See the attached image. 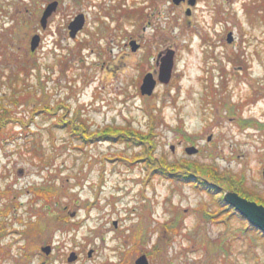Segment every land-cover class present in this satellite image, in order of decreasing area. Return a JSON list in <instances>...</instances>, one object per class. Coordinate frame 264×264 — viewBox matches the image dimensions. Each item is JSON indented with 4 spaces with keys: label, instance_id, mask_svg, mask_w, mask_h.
I'll use <instances>...</instances> for the list:
<instances>
[{
    "label": "rangeland",
    "instance_id": "rangeland-1",
    "mask_svg": "<svg viewBox=\"0 0 264 264\" xmlns=\"http://www.w3.org/2000/svg\"><path fill=\"white\" fill-rule=\"evenodd\" d=\"M254 1L158 0L151 23H131L121 8L108 31L98 26L92 3L80 40L67 32L82 8L72 0L43 29L42 0H31L29 10V0H18L0 11V104L11 115L0 139V186L10 190L11 205L0 231V248L7 250L0 264H120L152 246L153 264H264V238L246 233L248 222L225 209L221 194L193 180V171L205 172L209 184L238 194L264 181V17L255 11L249 18L246 7ZM136 32L146 47L129 53L125 43ZM34 34L40 41L31 51ZM168 50L170 81L157 80L153 93L142 95L143 75L157 78L158 54ZM22 63L30 65L22 76L30 99L14 107L7 82ZM39 102L64 107L45 117L34 113ZM64 112L65 119H84L89 132L114 126L152 133L155 160L191 178L175 181L150 174L142 161H121L143 146L77 141L53 124ZM33 139L40 151L31 148ZM190 145L198 151L189 155ZM45 182L55 195L34 200L32 187ZM71 252L79 259L69 262Z\"/></svg>",
    "mask_w": 264,
    "mask_h": 264
},
{
    "label": "trees",
    "instance_id": "trees-1",
    "mask_svg": "<svg viewBox=\"0 0 264 264\" xmlns=\"http://www.w3.org/2000/svg\"><path fill=\"white\" fill-rule=\"evenodd\" d=\"M253 3H254L253 5H248V8L246 7V12L249 18H252L251 16L254 15L253 13H255V11H259L263 13L262 17H264V0H256V2L254 1ZM20 65H22V67L20 66V69L17 71V73L10 75L12 78L8 75L10 77V79L8 78L9 80L7 82L8 87L10 89L9 90L10 91L9 92V102L13 104L14 107L24 104L26 103V101L30 99V97L24 96V94L25 93L27 94L28 91L26 92L27 87L25 85V83L27 82L22 77L23 74L26 76L28 75L27 69L29 68L30 65H28V63H25V64L22 63ZM34 67L37 68L38 64H34ZM28 94H30V92H28ZM31 95L33 96V98L34 97L36 98L37 93L33 90L31 92ZM39 104L41 106L37 105L36 107H38V109L34 110V113L36 114L43 113L45 117L54 116L55 114H57L58 110L64 107L63 105H59V104L56 106H50V104L48 103L46 104L45 102H39ZM64 116H66V112L59 114L57 117L55 116L57 121L53 122V124L58 127L66 128L69 131L70 136L77 138L78 139L77 141H81L87 144L94 138V139H98L104 142L117 141L120 143H125L126 145L131 144V147H134L137 145L143 146L142 151L139 154L135 155L134 158H132V160L128 158H124V159L120 158L121 161H124L131 165L135 164V162L142 161L143 164L147 168L149 167L151 169L150 174L165 175L166 173L169 175L168 177H172L173 180L175 181H179V180L181 181L185 179L188 180L191 178L192 174L185 178L182 174H178L176 171L174 172V170H172L170 167L165 166L164 165L165 161L162 160L160 163L155 160V158L152 155H153V151L156 149V144L155 142H153L152 133L151 134L150 133L141 134L136 131L128 130L126 128L114 127V126H105L98 132L96 131L89 132L88 123L85 122L84 119L82 118L78 119L79 116L77 117L74 116L69 119H65ZM10 117L11 115L9 113L8 107L5 104L4 105L0 104V139H1L2 129L6 124L9 123ZM31 143H32L31 148L35 149L33 151H40V149L42 148L41 146H39L40 144H38L37 139L31 140ZM199 169L200 167H197V170ZM210 172L214 174L213 171H210ZM231 178L239 180L237 176H234V177L231 176ZM193 180L195 181L194 183H198L195 185L199 188H205L211 191L215 190L211 187L210 188L208 187L209 178L207 176V173L205 172L193 171ZM217 184H215L217 187H222L220 185L221 183L218 182ZM32 190H33V193L35 194L34 200L36 197H42L44 199H49L56 193L54 192L55 190L54 186L52 184H47V182H45L42 185H37V186L32 187ZM9 196H10V190L5 189L0 186V231H5V228H6L5 225L8 222L7 217H8L9 212L11 211V205L8 202L9 200H7ZM246 224H247L246 228L244 229L246 230L245 231L246 233L253 230L259 233L261 237L264 238V234H262L257 228H254L249 223H246ZM133 247L134 248L137 247V244L135 242H133ZM6 252L7 250L0 248V254L3 255ZM119 263L123 264V262H119Z\"/></svg>",
    "mask_w": 264,
    "mask_h": 264
},
{
    "label": "flooded vegetation",
    "instance_id": "flooded-vegetation-1",
    "mask_svg": "<svg viewBox=\"0 0 264 264\" xmlns=\"http://www.w3.org/2000/svg\"><path fill=\"white\" fill-rule=\"evenodd\" d=\"M18 0H7L6 2L4 1L3 5H0V11H3V8L6 7V6H9V4H12V5H16V2ZM53 1H56L57 2V5H56V9L52 12V14L47 18V21L46 23H48L50 17H52V15H54V13L58 10V8H60V5H62L65 1H71V0H42V4H41V8L38 7L39 9V12H40V16L38 18V21H39V24H40V19H41V15L43 13V10L46 8V6L53 2ZM78 7H82V8H79L76 13L74 15H72V18L69 20V22L74 18L75 15L77 14H82L84 16V24H83V27L81 28V30L78 31L77 35H78V40L81 39L82 36H84L86 34V31H87V22H88V18H87V7L88 6L89 8H91V6L93 4L94 5V8L97 7L98 8V14H99V19H98V26L100 28H102V31H104L105 29L110 30V20H112L111 18V15L115 14V13H119V9L121 8H124L122 11L123 12V15H125V18H128L129 21L132 23V21L136 22L135 24H138L139 23H151V18L152 20L154 19L153 15H155V11L154 9L156 8V3L158 0H72ZM118 1L122 4H119L117 6H119L117 8V6L115 5V2ZM3 2V1H2ZM36 3V2H35ZM93 3V4H92ZM30 6H31V0H29L28 2V5H27V9L29 10L30 9ZM85 10H84V9ZM125 8L127 10H125ZM96 9V8H95ZM115 14L117 15V18L118 16H121V14ZM97 14V13H96ZM114 15V16H115ZM121 19V18H120ZM106 20L108 22H106ZM117 20V19H116ZM104 21V22H102ZM69 22L67 24H69ZM104 23H107L106 26H103ZM40 27L43 29V27L41 26L40 24ZM68 27V25L66 26ZM45 28V27H44ZM142 30H145V27L143 26V28H141ZM67 32H68V28H67ZM98 33V29H97V32ZM108 33V32H107ZM76 35V36H77ZM81 37H80V36ZM89 37V35H87ZM143 36L141 33H138L136 32V34L134 36H130L127 40V42L125 43L126 44V47L129 49V53H136V52H139L140 50L143 51V49L146 47L145 46V39H142ZM84 37H83V40H81L82 42H86L84 41ZM130 41H135V43L137 44V48L136 50H132L129 42ZM159 56L160 54H158V59L156 60L157 63H159ZM147 72H151V71H147ZM146 72V73H147ZM153 74V72H151ZM211 138H208V141L210 140ZM264 169V167L262 168ZM262 176L264 178V175H263V172H262ZM263 182V183H262ZM254 185H256L257 187L255 189H253L252 187H244L245 189L243 191H240V188L238 189L239 194L241 196H243L244 198H247V199H250V200H253L255 201L256 203H260L262 205H264V181H258V183H254ZM209 186L215 190H212V192H214L215 194H221V197H220V202L224 204L225 206V209L227 211H229L230 209V214L233 215V216H236L237 219L239 218L240 220H242L243 222L244 221H247L239 212H237L234 207H232L231 205H229V203H227V201L225 200L224 198V194H225V191H228V188L221 191V189H218V187L215 185V183L211 182L209 184ZM229 212L225 213V215L229 216L230 215ZM50 247V245H48ZM153 247H151V249L146 250L144 252H141L139 255L141 254H145L146 257H147V260H148V264H153V262L151 261V258H152V251H153ZM50 250H51V247H50ZM49 250V252H50ZM71 253H74L75 254V261L77 259H79V255L76 253V252H71ZM70 253V254H71ZM49 254V253H48ZM47 254V255H48ZM126 252H125V256H126ZM124 255H122L121 257H123ZM69 261V260H68ZM74 261V260H72ZM72 261H69V262H72ZM135 261H123V264H135L134 263ZM40 264H46V261L45 260H42L40 262Z\"/></svg>",
    "mask_w": 264,
    "mask_h": 264
},
{
    "label": "water",
    "instance_id": "water-1",
    "mask_svg": "<svg viewBox=\"0 0 264 264\" xmlns=\"http://www.w3.org/2000/svg\"><path fill=\"white\" fill-rule=\"evenodd\" d=\"M175 4H179L184 0H171ZM196 0H187V2L191 5L195 3ZM57 2L53 1L49 3L46 8L43 10L41 15L40 24L44 28L46 26L47 18L52 14V12L56 9ZM84 24V16L82 14H77L68 24V34L70 38H75L78 31L81 30ZM233 36L231 32L227 34V41L231 42ZM40 36L39 34H34L30 40V50L34 51L39 45ZM132 50H136L137 44L135 41L129 42ZM159 71L157 78L153 76L151 72H147L144 74L141 84H140V93L142 95H151L155 89L157 80L162 84H167L171 79L172 68H173V52L172 50H168L166 55L161 56L159 59ZM198 151L197 147L190 145L185 147L186 154H194ZM264 175V169H263ZM224 198L234 209L239 212L247 222L257 228L262 234H264V207L259 205L253 201H250L246 198L239 196L238 193L230 192L224 194ZM116 222H114V225ZM50 247L45 246L42 248V251L46 254L49 253ZM91 254V251L88 253ZM75 254L71 253L68 257L69 261L75 260ZM135 264H148V260L145 254H141L135 259Z\"/></svg>",
    "mask_w": 264,
    "mask_h": 264
}]
</instances>
